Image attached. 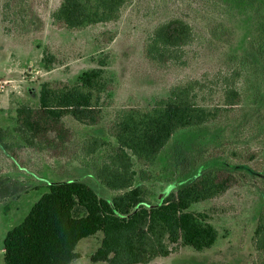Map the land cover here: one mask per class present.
Instances as JSON below:
<instances>
[{
  "label": "rangeland",
  "instance_id": "obj_1",
  "mask_svg": "<svg viewBox=\"0 0 264 264\" xmlns=\"http://www.w3.org/2000/svg\"><path fill=\"white\" fill-rule=\"evenodd\" d=\"M61 1L0 0V119L9 113L14 127L5 135L0 129V264H4L9 232L26 220L37 202L49 193L51 184L79 181L105 200L116 195L87 162L102 163L104 151L87 158L85 146L92 138L116 145L109 127L120 110L147 108L174 87L195 80L205 81L206 104L213 105L219 100L215 95L217 72L238 59H248L252 68L244 86L245 106L234 109L224 121L176 135L151 168L154 179L144 183L152 192L148 200L157 206L202 170L239 173V185L225 196L192 208L214 213L216 244L202 252L179 248L151 264H256L259 255L255 234L258 226H264V66L250 48L252 32L249 35L241 23L246 11L234 10L235 0H219L212 8L208 0H133L119 22L74 32L52 25L51 14ZM177 17L196 28L199 43L188 50L186 67L155 70L144 58L145 40L158 25ZM104 31L116 34L109 45L97 42ZM98 46L111 54L109 74L115 78L112 106L104 110V121L94 127L64 117L67 144L42 153L23 107L39 108L44 82H72L82 72L95 68ZM45 50L57 58L50 72L42 67ZM243 148L257 154L256 161L244 164L230 158L231 150ZM134 162L135 170L143 167ZM102 236L99 233L82 240L77 247L81 258L74 264H106L91 260Z\"/></svg>",
  "mask_w": 264,
  "mask_h": 264
},
{
  "label": "trees",
  "instance_id": "obj_2",
  "mask_svg": "<svg viewBox=\"0 0 264 264\" xmlns=\"http://www.w3.org/2000/svg\"><path fill=\"white\" fill-rule=\"evenodd\" d=\"M132 2L62 0L51 14L52 25L60 30L83 32L115 24ZM208 2L212 8L217 7L219 0ZM235 3L233 9L238 13L246 11L241 23L249 35L252 32L250 48L264 66V0H235ZM115 38V33L104 31L97 42L109 45ZM199 40L191 23L184 18H172L148 35L143 55L153 69L161 72L186 67L188 50ZM96 49L99 56L95 68L82 72L72 82H44L38 96L39 108L23 107L42 153L67 144L64 117L94 127L104 121V110L112 106L115 78L109 74L111 54L99 50L100 46ZM56 63V56L45 50L43 69L50 72ZM251 71L248 59H238L231 67L219 70L215 84L219 100L210 106L206 104L205 81L195 80L174 87L147 108L120 110L109 127L116 145L92 138L85 146L87 158L104 151L102 163L87 162L116 195L105 200L79 181L51 184L49 193L37 202L26 220L9 232L4 264H74L81 258L77 252L80 242L99 233L103 236L91 256L93 263L151 264L158 258H168L179 248L202 252L213 247L218 239L214 213L192 208L225 196L239 185V173L202 170L157 206L148 200L152 192L144 183L154 179L151 168L176 135L224 121L234 109L245 106L244 86ZM210 91L212 95L215 93L212 88ZM230 158L247 164L256 161L258 155L248 148L233 149ZM134 161L143 167L135 170ZM254 244L259 255L256 264H264L263 225L258 226Z\"/></svg>",
  "mask_w": 264,
  "mask_h": 264
},
{
  "label": "crops",
  "instance_id": "obj_3",
  "mask_svg": "<svg viewBox=\"0 0 264 264\" xmlns=\"http://www.w3.org/2000/svg\"><path fill=\"white\" fill-rule=\"evenodd\" d=\"M8 114L9 113H7L5 117L3 116V118H2L3 120L0 119V129L2 130V132L4 133V135L6 134L7 131L14 130L13 129L14 127L12 126V122L10 121V118H9V115Z\"/></svg>",
  "mask_w": 264,
  "mask_h": 264
}]
</instances>
